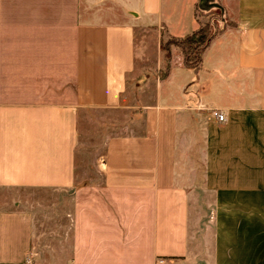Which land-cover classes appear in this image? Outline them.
Returning a JSON list of instances; mask_svg holds the SVG:
<instances>
[{
  "label": "crops",
  "instance_id": "crops-1",
  "mask_svg": "<svg viewBox=\"0 0 264 264\" xmlns=\"http://www.w3.org/2000/svg\"><path fill=\"white\" fill-rule=\"evenodd\" d=\"M87 110L130 119L83 161ZM0 264H264V0H0Z\"/></svg>",
  "mask_w": 264,
  "mask_h": 264
},
{
  "label": "rangeland",
  "instance_id": "rangeland-1",
  "mask_svg": "<svg viewBox=\"0 0 264 264\" xmlns=\"http://www.w3.org/2000/svg\"><path fill=\"white\" fill-rule=\"evenodd\" d=\"M210 12H212V14H209V21H207L210 22L208 33H214L213 37L219 34L222 29H225L226 25L234 26L233 22L230 21L228 23H225L224 20H222V15L220 14L219 9H212ZM170 38L172 37H165L163 35H161L160 37V39H163L164 41ZM137 39L138 43H143V47L145 45L150 47L148 44V41L150 39L147 35L143 36V38L139 36V38ZM172 48H177L180 52L181 57L183 58L182 50L180 46L176 44L170 45L169 55L166 56V54L160 49L159 41V50L161 52L165 65L162 69L145 68L143 70L144 73L140 75L139 79L131 84V91L135 97L137 96V90L141 88V85L146 82L147 78L151 76L162 78L168 67L170 68V63L172 60ZM128 115L129 114H115L114 112L109 111L90 110H87L86 113H83L79 118V133L76 155H78V157H80V159H82L83 161H86L88 158H92L95 156L101 157L100 155H102L107 137L112 134L126 132L127 128L125 127L129 123L130 119Z\"/></svg>",
  "mask_w": 264,
  "mask_h": 264
},
{
  "label": "trees",
  "instance_id": "trees-1",
  "mask_svg": "<svg viewBox=\"0 0 264 264\" xmlns=\"http://www.w3.org/2000/svg\"><path fill=\"white\" fill-rule=\"evenodd\" d=\"M220 14L222 15V20H224L225 23L230 22L228 20H225V17L221 10ZM209 26L210 22H206L199 29L182 38L172 37L166 41L160 39V49L166 54V56H168L171 44L180 46L183 53L182 64L187 68L198 70L202 64V54L206 47L209 45L210 41L214 38V33H208V30L210 28ZM168 71L169 67L163 74V77L166 76Z\"/></svg>",
  "mask_w": 264,
  "mask_h": 264
},
{
  "label": "built area",
  "instance_id": "built-area-1",
  "mask_svg": "<svg viewBox=\"0 0 264 264\" xmlns=\"http://www.w3.org/2000/svg\"><path fill=\"white\" fill-rule=\"evenodd\" d=\"M212 116L215 117L218 121L223 122L225 121V116L221 111L213 110L211 112Z\"/></svg>",
  "mask_w": 264,
  "mask_h": 264
}]
</instances>
